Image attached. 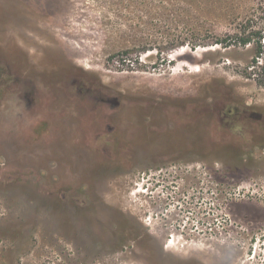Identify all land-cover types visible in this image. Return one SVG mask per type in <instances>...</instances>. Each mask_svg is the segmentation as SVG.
Returning <instances> with one entry per match:
<instances>
[{"label":"rangeland","instance_id":"obj_1","mask_svg":"<svg viewBox=\"0 0 264 264\" xmlns=\"http://www.w3.org/2000/svg\"><path fill=\"white\" fill-rule=\"evenodd\" d=\"M243 31L264 0H0V264H264Z\"/></svg>","mask_w":264,"mask_h":264},{"label":"trees","instance_id":"obj_2","mask_svg":"<svg viewBox=\"0 0 264 264\" xmlns=\"http://www.w3.org/2000/svg\"><path fill=\"white\" fill-rule=\"evenodd\" d=\"M234 36V40H230L229 39H224V40H220L219 43H221L224 47L230 46L232 44H239V45H247L251 42L256 43L257 49L255 52L254 57L252 58V62H253V68H262L264 69V65H261V67L259 66V64H261L260 61H264V56H263V52H264V41L261 42L262 38L264 40V33L260 34V32H254L253 34H238L236 33ZM255 82L258 85H264V76L261 78H254Z\"/></svg>","mask_w":264,"mask_h":264},{"label":"flooded vegetation","instance_id":"obj_3","mask_svg":"<svg viewBox=\"0 0 264 264\" xmlns=\"http://www.w3.org/2000/svg\"><path fill=\"white\" fill-rule=\"evenodd\" d=\"M231 113V109H227L225 112H224V117H228Z\"/></svg>","mask_w":264,"mask_h":264}]
</instances>
